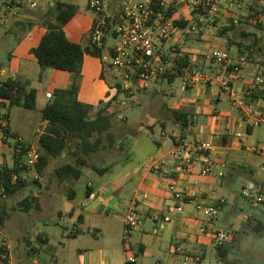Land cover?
Listing matches in <instances>:
<instances>
[{
  "label": "crops",
  "instance_id": "1",
  "mask_svg": "<svg viewBox=\"0 0 264 264\" xmlns=\"http://www.w3.org/2000/svg\"><path fill=\"white\" fill-rule=\"evenodd\" d=\"M59 1L69 3L67 0ZM133 1L141 2L143 0ZM149 1L157 4L155 6L157 13L161 12L164 19L172 18L177 21L176 28L168 39L162 41V46L167 64L165 69L174 71L178 67L177 61L185 65L183 66V74L177 78L182 80V85L179 92L173 89L170 90L166 97H171L172 100L169 102L164 99L163 105L167 110L173 111V113L182 111L188 114V126L182 128L181 123L177 120H170L169 122L159 121L160 123L157 121L160 138L152 139L150 151L145 149V162L138 166H133L134 162L129 160V158L126 160L119 158L117 162L116 160L110 161L115 165L111 172L105 175H99L94 172L98 177H93V180L87 185V191L88 188L92 189L89 196L86 191L84 198L78 197V191L75 187L76 182L80 179L67 180L65 182L59 181L62 187H67V191L63 192L61 196L56 192L47 191L44 193L43 198L45 202H48L52 199V196L54 197L52 203L57 206L55 207V213L58 219H55L53 223L62 226L63 232L54 231L53 234H49L38 228L35 239L32 240L28 239L25 231L22 230L23 228H20L17 238L19 246L16 250L12 246L13 240L11 236H5V240L13 248L11 254H13L14 250L15 254L23 260H37L44 264H59V257L62 255L59 254L58 256L56 254L58 248L66 250L68 240L79 241L87 236H93L92 244H89L88 247L79 246L76 248L78 259L74 264H132L129 262L131 251L136 253L140 264H181L183 260L185 262L186 256L191 258L193 262L191 264H204L209 250L212 248L217 250L215 240L211 234L200 233L201 225L199 223L193 222L189 226L185 225L184 218L192 217L199 204L213 206L218 209L220 214L230 204V184L241 181L243 187L248 181L264 180V125L251 126L245 114L249 107H254L258 110H263L264 108L263 89H256L249 97L245 96V92L250 88V82L256 76L253 73L254 68L250 64L243 66L241 78L233 82L243 100V107L241 108L232 109L231 107L233 106L228 93L222 91L216 85L207 84L194 89L183 88V75L187 71H202L201 68H205V71L214 70L212 61L207 57L214 50L227 51L234 62L245 58L244 51L239 50L241 42L236 43L231 40L235 30L223 33L226 32L227 27H223V25H221L222 28L211 26L208 21L214 18L212 21L214 24H218L223 23L225 20H231L229 16L244 15L246 6L238 12H234V0H221V6L216 13L204 15L202 11L195 7L194 3L196 0H166V4L163 7L158 5L157 0ZM123 2L124 0H111V9L117 11ZM258 4L264 7V0H259ZM75 6L78 11L65 26V32L71 42L81 44L85 34L93 29L97 18L87 22L78 31L72 32L74 36L79 37L80 43L72 40L71 33L67 27L80 12L79 7ZM54 7L42 8V10L48 11ZM30 13H32L30 9H23L20 16L6 26L16 24V26L25 28L26 25H29L33 29L26 36L21 34L24 36L23 45L26 47L24 73H29L34 69L32 59L38 62L37 58L32 54V50L39 46L47 32L46 27L42 24L36 23L33 25L30 23L28 20ZM212 28L216 29V32L209 36L208 32ZM20 32L7 31L3 33L20 34ZM209 37L212 42L218 43V48L206 45ZM217 37H222L223 39L218 40ZM196 42L205 43V50L196 48L194 45ZM108 43L109 45L113 43L111 38ZM187 45L189 47L186 48ZM190 45L194 46L191 47ZM168 55L173 56V62L170 61L171 57H168ZM87 56L91 55L85 56L83 64ZM185 57L188 62L182 60ZM95 58H98L102 66H104L101 58ZM0 67L2 66L0 65ZM3 68L5 73L1 77L4 79H0V82L16 79L21 84H26L28 89H35L38 94V106L40 92L38 89L31 87V79L25 75L20 76L16 65L10 71L5 67ZM96 78L98 81H95V83L101 84L99 96L97 98L87 96L85 89L82 87L78 95V99L82 103L92 106L99 105L108 95H113L110 88L111 84L118 88V92H125L121 87V79L112 72L109 77L106 72L102 71ZM159 82H167L169 85L174 84V82H169L162 78ZM59 89L66 88H58L54 92L48 91L46 93L47 104L53 99L55 92ZM180 92L185 94L186 98L182 97L183 94L180 95ZM48 94H52L51 99L48 98ZM131 98H135V96ZM226 103H229L230 107L226 106ZM13 106L17 105H12L10 100L0 99V114L8 116L11 130L25 140L35 141L39 129L36 130L34 140H29L11 126L10 110ZM124 118L127 119L126 117ZM42 122L44 123L43 119ZM156 125L149 126L152 133H155ZM257 128L260 129L258 133L256 132ZM239 134L241 136H238ZM166 138H171L172 141L168 142ZM12 142L9 141L0 146L3 153L10 154L13 148L14 153L12 151V154H15V143ZM199 142H210L214 145V149L209 151L208 155L217 164H220L218 170L208 176L201 175V164L197 163L188 169H183L180 161L172 156L173 151L179 145ZM6 144L10 145L11 149ZM221 163H225L226 167H222ZM13 164L14 157L12 162L5 159L0 165H2L1 167H12ZM85 174L91 175L92 173L84 170ZM176 190L181 191V198L175 196ZM91 195H94V198H91ZM33 196L37 200L40 198L38 193H34ZM60 200L66 203L65 206H59ZM134 203L137 204L140 225L131 233H127L125 217ZM175 204L182 205L183 212L178 214L171 222L163 221L168 207ZM43 208L40 203L38 207H35L37 210H43ZM1 209H5L8 214L10 212L6 209L5 202H0ZM219 214L209 230L229 229L232 231L225 243V245L230 247V250L231 246L233 247L237 242L238 237L245 233V226H248L251 230L253 229L249 226L248 220L262 222L258 218L248 215L242 217L237 223L232 224L231 227L225 228L219 224ZM143 216L152 217L155 225L148 223L147 220L143 221ZM8 217L7 215L6 220ZM64 218H68L72 222L73 228L71 230L67 226L62 225L61 221ZM4 225L0 228V231L4 228ZM259 231L260 234L263 230L260 229ZM127 241L128 243H126ZM35 243H39L40 247L38 248ZM96 244H102V248L95 251L92 247ZM84 251H88L85 257H83Z\"/></svg>",
  "mask_w": 264,
  "mask_h": 264
},
{
  "label": "rangeland",
  "instance_id": "2",
  "mask_svg": "<svg viewBox=\"0 0 264 264\" xmlns=\"http://www.w3.org/2000/svg\"><path fill=\"white\" fill-rule=\"evenodd\" d=\"M67 1L77 5L80 9L79 14L67 27L68 31L71 33L69 34L72 40L80 43L79 37L74 36L72 32L78 31L87 22L95 20L98 15L88 8L85 0ZM258 3L259 0H246L244 15L237 14L235 17L229 16V19L231 20H225L223 23L218 24H214L212 21L214 19L213 18L209 20L208 23L211 26L222 28L221 25H223V27H228L235 19L242 21L243 23L239 22V24H235V33L231 40L236 43L239 41L241 42L239 50L244 51L243 54L246 60L243 63V66L250 64V66L254 68V74L264 75V7L260 6ZM252 7H255L260 14L258 15V18L249 20L247 17H249L248 15H250ZM233 8L234 12H238L240 10L236 5H234ZM31 11L32 13H30L31 15L28 19L30 23L33 25L40 23L45 27L43 23L46 20V14L48 12L42 9ZM49 18L55 21V16H50ZM257 19L260 20V22H257ZM32 30V27L29 25H26L25 28H23L22 26H16V24L0 30V65L9 71L14 65H16L18 67L19 75H25L31 79V87L38 89L40 92V100L36 109L30 110L20 106H13L10 110L11 126L16 128L26 139L29 140H34L36 137V130L40 129L43 125L42 109L48 101L46 93L48 91L54 92L58 88H68L73 82V76L71 73L52 68L42 70L35 59H32L34 69L29 73H24L23 66L26 62V47L23 45V38L32 32ZM7 31L21 32L20 34L3 33ZM91 31L92 30L86 33L83 38V43L81 44L84 46L91 43ZM215 32L216 29L212 28L208 34L209 36H212ZM217 39L222 40L223 38L217 37ZM208 40L209 41L206 45H210L212 48H218V43L212 42L210 37ZM194 45L198 49L205 50V43L196 42ZM194 45L190 46L193 47ZM187 47L189 46L187 45L186 48ZM172 54L174 53L172 52ZM168 57H171V62L174 61L173 56L168 55ZM201 70L205 71V68H201ZM102 71L106 72L109 77L111 76V72L102 66L98 58L92 56L86 57L85 63L82 66V75L78 79V84L80 90L82 87L85 89V94L87 96L92 98H97L99 96L101 92V84L95 83V81H98L96 77L101 74ZM0 79L4 78L0 76ZM159 81H157L150 90L136 91L134 95L122 91L120 93L118 92V88L116 86L113 84L110 85L113 95H108L107 98L99 105L94 106V113L100 109L106 108L110 114H113V128L111 132L115 140V147L88 157L90 163L98 166H105L106 164L110 165V161H114L119 158H121V160L129 158V160L134 162L132 164L133 166H138L139 164L145 162V149L150 151L152 139L160 138L158 123L162 121L169 122L170 120H176L173 111L167 110L164 107L163 100L167 99L171 102L172 98L166 97V95H168L171 89L176 92L181 91L182 80L176 79L172 85H169L167 82L160 83ZM85 94L84 96H86ZM182 94L183 93L180 95ZM132 96H135V98H131ZM182 97L186 98V95L183 94ZM226 106L230 107L229 103H226ZM231 108L237 109L236 107ZM154 125H156L155 133H152L149 126ZM258 131L260 132L259 128L256 129L257 133ZM166 140L168 142L172 141L171 138H166ZM9 141H13L12 143H14L13 139H4L2 133H0V146H3V144L6 142L8 143ZM106 142H108L107 138ZM7 146L11 149L10 145ZM12 151L14 153L13 148L11 149L10 154H5L3 153L1 147L0 164L5 159L12 162L14 157ZM74 160L75 158L71 154H65L64 157L53 160V162L44 170L43 174H41L40 181H34L31 175L29 179L31 184L27 190L19 192L12 198H7L1 201V203L5 202L6 209L10 212L4 228L0 231V242L6 241L5 236L9 235L13 240L12 246L16 250L19 246L17 238L18 230H21L20 228H23L22 230L25 231L28 239L32 240L35 239L38 228L49 234H53L54 231L63 232L62 226H58L53 223L55 219H58V216L55 213V207L57 206L52 203L54 197L52 196V199L48 202H45L43 197L44 193L47 191L56 192L59 196H61L63 192L67 191L66 186L62 187L60 185L56 175V169L68 162H74ZM1 166L2 165H0V167ZM87 171L92 173V176L90 174H85L78 182H76L75 188L78 191L79 198L85 197L88 183L93 180V177H98V175H96L91 169H87ZM242 189L243 187L241 181L230 184V204L219 214V224L222 227L229 228L235 222L237 223L242 217H246L248 215L250 217L258 218L264 223V205L252 204L242 195ZM31 190H33V195L34 193L40 194L38 201L40 206L44 207L43 210L32 208L27 212L18 211V202L31 194ZM65 204L66 203L63 200H60V207L65 206ZM144 220H147L148 223L155 225V221L150 216H143V221ZM61 222L62 225L67 226L70 230L73 228L70 219L64 218ZM248 224L253 229L251 230L248 226H245V233H242V235L238 237L237 242L233 247L231 246L230 257L237 260L240 264H264V230L259 234L260 231L256 227L259 222L256 220H248ZM92 239L93 236H87L83 240L79 241L68 240L66 250L62 248H58V250H56V254L58 256L59 254L63 256L59 257V264H74L78 259L76 248L79 246L88 247L89 244H92ZM35 245L38 248L40 247L39 243H35ZM92 248H94L95 251L100 250L102 248V244H96ZM12 253L13 254H11L9 259L0 256V264H21L27 261L16 255L14 250ZM87 253L88 251H84L83 257H85ZM183 263L184 260L181 264ZM189 263L191 264L193 262L190 261ZM204 264H222L215 248L209 250Z\"/></svg>",
  "mask_w": 264,
  "mask_h": 264
},
{
  "label": "built area",
  "instance_id": "3",
  "mask_svg": "<svg viewBox=\"0 0 264 264\" xmlns=\"http://www.w3.org/2000/svg\"><path fill=\"white\" fill-rule=\"evenodd\" d=\"M86 1L89 9L98 15L97 23L91 32L92 43L102 50L101 59L104 67L121 79L123 91L134 95L136 91L148 90L157 81L161 80L160 75L167 66L162 41L169 38L176 28L177 21L172 18L164 19L161 12L157 13L155 7L157 4L149 0L141 2L124 0L117 11L111 9V0ZM57 2L58 0H0V29L16 20L25 8L30 10L51 8ZM157 3L160 7H163L166 0H157ZM245 3L246 0H234V4L240 10L245 8ZM194 5L204 15H209L219 10L221 0H196ZM234 23L239 24V19H235ZM110 38L113 41L111 45L108 43ZM207 57L212 61L214 70L187 71L183 75V88L194 89L207 84L216 85L222 91L228 93L233 107H243V100L233 82L241 78L245 58L234 62L227 51L219 49L210 52ZM4 73L5 69L0 67V76ZM249 87V90L245 92L247 97L254 90L263 89L264 75H256L250 82ZM47 96L49 99L52 98V94ZM245 114L251 126L264 125V110L249 107ZM1 127H5L7 131L2 130ZM48 127L49 121H44L38 131L37 139L32 142L26 141L22 136L18 138L12 136L15 132L9 127L6 115L0 114V132L3 138L13 139L14 143L23 145L25 150V164H21L20 168H26L19 173L14 172L12 174L14 181H29L31 174L34 181L41 180V175L38 172V164L41 159L40 140L46 134ZM213 149L214 145L210 142L183 143L173 151L172 156L180 161L183 169H188L197 163L201 164V175L208 176L216 172L220 166L208 155V152ZM221 166L225 168L226 164L221 163ZM1 191L2 198L7 199L6 188L2 187ZM242 195L252 204L264 205V180L248 181L243 186ZM175 196L181 198V191L176 190ZM91 198H94V195H91ZM182 212V205H171L168 207L163 221L171 222ZM218 214L217 208L199 204L192 217L184 218V223L187 226L193 222L199 223L201 225L200 233L211 234L216 246L220 247L225 245L232 231L229 229L209 230L213 222L217 220ZM125 223L127 233H131L139 227L140 219L136 203L128 210ZM11 251L12 246L9 243L6 241L0 242V252L4 258L9 259ZM190 261H192L191 258L186 256L183 264H189ZM129 262L140 264L136 253L133 251H131ZM21 264L44 263L32 260Z\"/></svg>",
  "mask_w": 264,
  "mask_h": 264
},
{
  "label": "trees",
  "instance_id": "4",
  "mask_svg": "<svg viewBox=\"0 0 264 264\" xmlns=\"http://www.w3.org/2000/svg\"><path fill=\"white\" fill-rule=\"evenodd\" d=\"M77 11L78 8L75 5L61 1L54 8L49 9L47 11L49 14H46V20L43 23L47 32L39 46L32 50V54L37 58L42 70L48 68L59 69L67 71L73 76L71 85L66 89L57 90L53 99L42 110V119L49 121V127L40 140L41 159L38 164L40 175L43 174L53 160L60 159L65 154H71L75 158L74 162H68L56 169V175L60 182L79 180L84 175V170L87 169H91L99 175H105L115 168L114 163L98 166L88 160V157L94 154L115 147V140L111 132L113 114H110L106 108L94 113V106L82 103L78 99L80 90L78 79L82 75L84 58L86 55L101 58L102 50L97 48L92 40L90 44L84 46L83 44L73 43L68 39L65 26ZM259 14L260 12L252 7L247 19L258 18ZM50 16H55V21L51 20ZM239 22L243 23L242 21ZM257 22H260V20L257 19ZM96 23L97 19L93 29ZM235 28L236 25L232 21L231 25L226 28V32H222L227 33L235 30ZM182 60L188 62L186 57ZM177 63L178 67L174 71L165 69L160 77L169 82H174L179 78L183 74V66L185 65H182L179 61ZM0 99L10 100L12 105L34 110L37 107L38 94L35 89H28L26 84H21L16 79H9L0 82ZM174 114L176 120L181 123L182 128L188 126V114L182 111H175ZM6 118L8 120L7 115ZM1 128L7 131L5 127ZM12 136L15 138L20 137L17 133ZM106 138L108 142H106ZM14 148L13 166L0 168V202L4 200L2 198V187L6 188L7 198H12L17 193L27 190L31 184L28 180L14 181L12 179L14 172L19 173L26 168H20L21 164H25L24 146L15 143ZM118 160L116 159V162ZM91 191L92 189L88 188V196ZM30 193L18 202V211L27 212L39 206V201L32 194L33 190ZM7 215L8 212L5 209L0 210V228L4 225ZM257 228L264 230V224L260 222ZM217 251L222 264H240L230 257L231 250L227 245L217 247ZM0 256H3L1 252Z\"/></svg>",
  "mask_w": 264,
  "mask_h": 264
}]
</instances>
